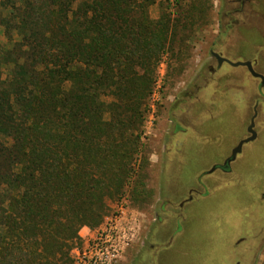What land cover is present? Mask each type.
I'll return each instance as SVG.
<instances>
[{"label":"rangeland","instance_id":"rangeland-1","mask_svg":"<svg viewBox=\"0 0 264 264\" xmlns=\"http://www.w3.org/2000/svg\"><path fill=\"white\" fill-rule=\"evenodd\" d=\"M13 1L0 0V23L10 20ZM263 2L131 4L146 6L148 20L167 28L166 51L149 67L151 83L143 94L134 87L124 98L128 83L117 80L111 89L118 96L100 98L103 120L113 121L120 112L126 127L116 134L119 145L107 151L111 159L102 165L108 177L94 197L95 221L66 225L75 234L65 241L60 262L71 264L91 236L122 210V224L132 237L114 264H264V85L245 67H217L210 54L214 48L231 61L250 60L264 76ZM142 11L135 7L132 15ZM219 30L225 36L216 42ZM13 40H18L15 33ZM0 48H11L1 27ZM11 68L0 66V75ZM133 70L142 80L148 73L140 65ZM256 102V138L244 144L228 171L209 172L248 136ZM98 166L91 168L97 180Z\"/></svg>","mask_w":264,"mask_h":264},{"label":"trees","instance_id":"trees-1","mask_svg":"<svg viewBox=\"0 0 264 264\" xmlns=\"http://www.w3.org/2000/svg\"><path fill=\"white\" fill-rule=\"evenodd\" d=\"M15 1L0 23L11 43L0 48V66L12 64L0 75V264H63L75 234L66 225L95 221L102 165L126 127L120 112L103 120L100 98L118 96L117 80L128 83L124 98L134 87L144 93L167 28L135 0ZM135 7L144 12L134 17ZM134 65L147 68L143 80Z\"/></svg>","mask_w":264,"mask_h":264},{"label":"built area","instance_id":"built-area-1","mask_svg":"<svg viewBox=\"0 0 264 264\" xmlns=\"http://www.w3.org/2000/svg\"><path fill=\"white\" fill-rule=\"evenodd\" d=\"M122 215L120 210L97 230L75 253L71 264H114L132 237L130 227L122 224Z\"/></svg>","mask_w":264,"mask_h":264},{"label":"water","instance_id":"water-1","mask_svg":"<svg viewBox=\"0 0 264 264\" xmlns=\"http://www.w3.org/2000/svg\"><path fill=\"white\" fill-rule=\"evenodd\" d=\"M211 54L215 57L218 65H221L222 63H227V64H229L232 67H238V66L246 67L248 72L250 73V75L252 77L259 78L260 79V84L264 85V76L262 74L256 72L253 69L251 61H231V60H229V59H227L225 57H221L219 54H217L214 51H211ZM256 115H257V110H256V104H255V106L253 108V114H252V116L250 118V123H249V125L247 127V132L249 133V135L247 137L239 140L238 143L232 148V150L230 152V155L224 160V163H223V165L225 164L226 167H229L227 164L231 163L236 158V156L241 152L242 146L245 143L253 141L256 138L257 133L254 130V119H255ZM216 167L217 166H213L209 170V172H212L213 170H215ZM217 168H219V167H217ZM220 169H222V168L220 167ZM228 170H229V168H228Z\"/></svg>","mask_w":264,"mask_h":264},{"label":"flooded vegetation","instance_id":"flooded-vegetation-1","mask_svg":"<svg viewBox=\"0 0 264 264\" xmlns=\"http://www.w3.org/2000/svg\"><path fill=\"white\" fill-rule=\"evenodd\" d=\"M225 1V2H224ZM251 0H223V6L225 7L226 5H227V3L229 4V3H234V4H236V6H245V4H247V2H250ZM221 2H222V0H221ZM227 2V3H226ZM257 3V2H256ZM263 4H264V2H263ZM222 5V4H221ZM223 7V8H224ZM222 9V6L220 7V9H219V11ZM223 30H219V32H218V38L216 39V42H217V40H219L221 37H223V36H225V33L224 32H222ZM215 42V43H216ZM211 51H214V48H211L210 49V54H211ZM214 52H216V51H214ZM217 54H219L221 57H225V55L224 54H222V53H220V52H216ZM211 56H212V58H214L215 59V57L211 54ZM226 58V57H225ZM216 60V59H215ZM243 61H250V60H243ZM252 63V62H251ZM216 64H217V61H216ZM222 64H224V63H222ZM221 64V65H222ZM221 65H218L217 64V67H219V66H221ZM252 66H253V69L255 70V67H254V65H253V63H252ZM241 67H244V66H241ZM246 68V67H245ZM247 69V68H246ZM215 70V69H214ZM248 71V70H247ZM256 71V70H255ZM257 72V71H256ZM259 73V72H258ZM261 74V73H260ZM255 78V77H254ZM259 79V78H258ZM260 80V79H259ZM260 86H262L261 84H260ZM256 104V110H257V102L255 103ZM255 104H254V106H255ZM254 106H253V108H254ZM253 114V113H252ZM257 114H258V111H257ZM252 116V115H251ZM257 116V115H256ZM251 118V117H250ZM255 119H256V117H255ZM255 119H254V126H255ZM249 123H250V120H249ZM249 125V124H248ZM248 127V126H247ZM247 127H246V129H247ZM255 130V129H254ZM248 135H249V133H248ZM238 143V142H237ZM248 143V142H247ZM246 144V143H245ZM244 146V145H243ZM242 146V147H243ZM235 160V159H234ZM233 160V161H234ZM232 161V162H233ZM231 162V163H232ZM223 163H224V161L222 162V164H217V165H214V166H217V167H221L222 168V170L223 171H228V168L230 167V164L231 163H229V164H227L229 167H226V165L224 164L223 165ZM217 167H216V169H217ZM237 264H238V262H237Z\"/></svg>","mask_w":264,"mask_h":264}]
</instances>
